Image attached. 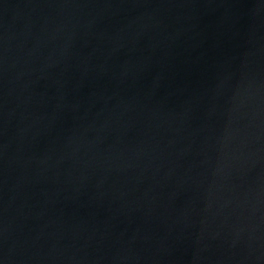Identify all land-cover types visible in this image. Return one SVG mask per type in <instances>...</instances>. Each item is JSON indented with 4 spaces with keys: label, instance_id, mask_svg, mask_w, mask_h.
<instances>
[{
    "label": "water",
    "instance_id": "obj_1",
    "mask_svg": "<svg viewBox=\"0 0 264 264\" xmlns=\"http://www.w3.org/2000/svg\"><path fill=\"white\" fill-rule=\"evenodd\" d=\"M0 264H264V0H0Z\"/></svg>",
    "mask_w": 264,
    "mask_h": 264
}]
</instances>
